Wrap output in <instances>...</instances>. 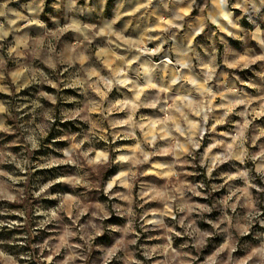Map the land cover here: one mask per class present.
Instances as JSON below:
<instances>
[{"label": "rangeland", "instance_id": "374dc122", "mask_svg": "<svg viewBox=\"0 0 264 264\" xmlns=\"http://www.w3.org/2000/svg\"><path fill=\"white\" fill-rule=\"evenodd\" d=\"M187 1L189 0H151L149 4L148 0H138V10L129 11L126 10V6H121L118 0H82L93 9V13L84 18L85 23L91 28V38L76 40L72 39L71 33L61 31L63 24L54 25L52 17L61 16L51 6L54 0H42L38 9L33 12H38L39 17L50 27L48 32L34 35V44L38 41H43V43L35 48L33 55L29 57L28 63L31 67L21 68L12 60H8L5 66H0V71H4L6 75L11 72H26L29 75V80L26 81L27 86L19 92L16 91L11 76L3 81L11 88L13 94L7 95L0 92V100L10 102L12 106L11 116L4 117L11 131L0 132V172L9 175L21 174L14 163L7 162L11 159L9 154L16 156L17 159L27 158L35 166L51 158L64 159L63 150L81 140L85 141L84 149L106 150L111 152L113 157L116 155L113 150L127 149L137 143V139L118 138L117 134L128 131L127 126L111 127V122L127 118L129 114L127 110L107 111L103 114L100 110L89 111L91 107L88 102L89 98L98 102L102 109L109 110L119 101L132 98L133 94L128 88H114L107 91L101 84L95 89L89 88L85 96L80 89L65 86L68 77L63 68L57 65V70L53 71L49 67L57 60L74 57L76 50L83 47L88 57L86 66L95 68L102 76L110 77L111 73L107 65L109 62L117 63L113 53L125 54L124 48H119L121 41H118L112 33L128 39L129 25L133 23L134 14H137L138 24H140L137 30H141V40L147 42L148 47H156L163 41L165 50L168 51L172 47L170 36L177 33V40L181 44L191 42L205 64L215 69V78L212 81L214 90L223 91L224 86L227 85L228 88H234L246 94V98L251 101L248 107L250 114L247 116L251 124L246 132L245 147L250 154L259 152L261 146H264V135H259L260 131L264 130V60L254 58L264 55L257 46V41L264 43V37L259 33H253V25L245 16L239 20L244 30L236 32L233 36L223 34L214 26L209 25L201 35L195 36L190 41V26H195L197 21L203 20L212 8V0H197L199 7L192 8L188 7ZM236 2L237 0H230V4ZM141 5H147V7H140ZM171 5L183 8L180 9L179 15L170 10ZM19 8L25 16L30 14L29 11H26L27 13L24 11V5ZM241 15L242 13L236 10V16L239 18ZM176 16H183V21L174 20ZM170 21L183 23V30L170 29ZM260 22L264 23V17H261ZM148 24L155 30L149 31L144 27ZM31 31L35 34L37 30L32 28ZM148 38L154 39L149 41ZM102 43L116 48L107 58L98 56L97 48L102 47ZM49 48L51 51H48ZM0 55L7 58L6 47L5 50H0ZM249 60L253 62L248 63L246 67L242 66ZM232 64L238 66L230 67L229 65ZM46 79L54 82L57 87H52L51 84L45 82ZM41 92L47 93L52 99L40 96ZM152 95H154L153 92L144 93L141 101H144V96ZM231 98L229 96L225 101L217 98L214 104L221 105ZM32 101L42 106L36 109L35 115L31 110ZM24 104L29 107L21 112L15 110L17 105ZM77 110L80 115L74 119L71 118V114ZM244 110V106L237 107L222 123L209 121V127L213 123L216 124L215 131L205 135L194 159L186 157L188 162L178 167L177 170L182 173L178 178L165 180L155 174L138 175L132 190L133 209L137 223L133 231L127 234L124 232L127 217L118 216L113 207L114 205L127 207V202L110 198L105 194L107 182L126 168V165L113 163L98 166L95 169L88 167L80 169L71 164L61 163L50 169L34 170L33 167L29 168L28 182L14 186L11 185L7 176H0V181L8 185L9 190L17 196L15 202L0 199V222H3V226H0V241L3 244L0 247L8 249L16 256L31 253L33 258L27 264H41L42 258L47 257L53 258V264H63L68 256V250L58 247L61 244L60 237L71 233L66 237L69 244H84L81 239V230L89 229L91 224H100L103 226V234L92 240L90 246L83 248L84 259L76 260L75 264H136L137 261H141L142 264H154L155 261L164 259V256L153 253V259L147 260L145 250L151 251L156 246L165 245L168 236H171L173 247L187 253L185 258L187 264H233V262L244 264L253 250L264 241V227H261L258 222L249 226L247 221V216L252 211L258 210L264 213V180L256 176L255 165L251 160H246L245 164L234 160L223 163L213 171L211 179L207 176V165L202 167L200 162L202 154L215 140H225V133L234 135L237 125H243L245 117L237 113ZM48 111L53 114L54 123L48 124L44 119L43 114ZM223 111V108H218L213 115L220 117ZM135 115L139 121L142 116L155 118L161 114L156 109L141 107ZM40 124L45 125L47 134L40 140L39 149L31 151L25 144V133L21 125L35 127ZM255 136H259V139L253 144ZM136 137L143 139L139 128L136 129ZM222 151H224L223 147L212 149L213 154ZM171 159L170 156L157 155L153 157V162L168 163ZM149 168L150 165H142L137 172H145ZM245 168L253 169L251 174L255 179L252 183L256 187L246 186L242 179L225 180V177ZM81 176L88 181L89 187L75 184V180ZM57 180L60 182L54 183L39 198L32 195L43 185ZM180 183L204 185L203 188L198 189L202 195L188 194L190 197L188 203L207 205L211 211L179 212L174 207L175 219L165 217V228L155 231L141 228L138 222L140 215L152 209L164 207L163 201L144 202L140 200L138 193L141 185L163 189L166 186L171 187ZM17 189H23V192L16 191ZM238 189L240 191H237ZM117 191H123V189L118 187L113 189V192ZM244 192L247 196L243 195ZM67 196L77 198L79 211L76 201L65 203L64 198ZM224 202L230 207L225 208ZM62 205H64L63 208H61ZM55 209H59V218L44 229H38L37 223L47 217L36 213H48ZM17 212H22L24 215H17ZM105 216L108 218L105 219ZM259 219L264 220V215H261ZM11 221H18L23 227L10 228L8 223ZM190 226L210 234L205 244L199 249L191 247L192 240L187 235V232L191 230ZM148 227L151 228V226ZM245 232L248 234H243ZM24 236L28 238L23 240ZM113 248H119L120 251L109 257L108 252ZM21 264L25 262L21 261ZM69 264L73 262L70 261Z\"/></svg>", "mask_w": 264, "mask_h": 264}, {"label": "clouds", "instance_id": "9594fccd", "mask_svg": "<svg viewBox=\"0 0 264 264\" xmlns=\"http://www.w3.org/2000/svg\"><path fill=\"white\" fill-rule=\"evenodd\" d=\"M149 4L151 0H148ZM52 8L58 11L61 16L52 17L54 25H64L61 31L64 33H71L72 39L88 40L90 39L91 28L85 23V17L93 13V9L88 7L82 0H54ZM140 7H147L141 5ZM188 7H199L197 0H189ZM236 10L242 13L241 17L236 16ZM12 18H9V17ZM248 17L249 22L253 25V33H259L264 37V23H261V17H264V0H237L236 3L230 4V0H212V8L208 11L203 20L195 23L191 27L190 41L195 36L201 35L209 26H214L221 33L233 36L236 32L243 31L239 24V20L243 17ZM0 17H4L7 24L0 23V50H5L6 56L0 55V66H5L8 60H12L18 65H23L30 68L28 63L29 57L33 55L35 48H38L43 41L35 42L34 35H39L43 32L49 31V24L39 17L38 12H33L28 16L17 13L8 8V0L0 4ZM183 16H176L174 20L183 21ZM35 28V34L31 31ZM170 29L183 30V23L169 22ZM26 29H28L26 31ZM155 29H149L154 31ZM168 31V29H165ZM103 34V33H99ZM116 36L118 41H122L124 47V55H117L113 53L114 62H109L107 65L110 77H105L100 74L95 68L87 67L86 63L88 57L85 55L86 49L83 47L76 50V55L67 60H57L51 63L49 67L57 70V65L64 69L67 73L65 86L73 89H80L82 94L87 96L89 88H97L103 84L107 91L114 88H128L132 92L131 99H124L109 110L101 108V105L94 99L89 98L88 102L91 105L89 111L100 110L102 114L107 111H125L129 112L126 119H121L111 122L112 128H119L127 126L128 131L119 133L118 138L137 139L134 146L127 149L113 150L116 155L113 157L112 153L106 150H96L93 148L84 149L85 141L81 140L75 142L71 147L63 150L62 160L55 158L44 160L43 163H37L33 166L29 159H17L16 156H11L10 163H14L20 175H9L8 173L0 172V176H7L11 181V185L28 182L29 168L35 169H50L56 167L58 164L66 163L76 166L77 168H93L98 166H105L109 164H117L127 166L117 173L115 177L109 180L105 186V194L110 198H116L127 202V207L121 205H114V210L118 216L127 217V224L124 227L125 234L133 231L137 223L136 213L133 209L134 198L132 190L137 181L138 175L155 174L165 180L178 178L182 173L177 169L182 167L188 161L186 157L195 158L196 152L201 148V142L205 135L215 131L216 124L213 123L209 127V121L214 120L216 123L224 122L228 115L234 112L239 106H244V111L237 113L244 116L245 121L243 125H237L235 134L225 133V140H215L209 148L201 156V166L207 165V176L212 178L213 171L223 163L228 161H238L240 164H245L246 160H251L255 165L254 171L256 176L264 180V146H261L260 151L255 154H250L245 147L247 141L246 132L251 124L247 119L250 114L248 107L251 103L246 98V94L234 88L224 86L223 91L214 90L212 81L215 78V69L206 65L200 54L195 51L191 42L181 44L177 40V33L170 36L172 47L166 51L164 42L161 41L156 47H148V43L141 41H128L122 36L112 33ZM149 41L154 38H148ZM120 46V45H118ZM257 46L262 53H264V43L257 41ZM48 51H51L49 48ZM254 59L264 60V55L255 57ZM253 62L249 60L242 66L246 67L248 63ZM78 65V67H77ZM236 67L237 64L229 65ZM8 76H11L12 83L16 87V91H22L27 86L26 81L29 80V75L23 72H11L5 74L0 71V92L12 95V90L9 86L3 83ZM23 77V79H22ZM51 84L52 87L57 85L51 80H45ZM251 86V85H249ZM146 92H153L152 96H144V101H141V96ZM40 96L47 99H52L47 93L41 92ZM231 96L230 100L221 105H215L214 100L219 98L225 101L227 97ZM29 105H17L16 111L21 112ZM42 107L38 102H31V110L33 115L36 109ZM141 107H150L156 109L160 116L155 118L140 117L139 121L136 119V112ZM218 108H223V114L220 117L214 116V112ZM12 106L10 102L0 100V132H9L11 128L7 125L4 119L6 116H11ZM44 119L48 124L54 123L53 114L48 111L44 114ZM79 110L71 114V118L79 116ZM145 121H147L145 123ZM26 146L31 151H36L40 147V140L47 134L44 124L32 126L21 125ZM139 128L143 134V139L136 137V129ZM259 135H264V130H261ZM183 138L182 140L179 138ZM259 139V136L253 137V144ZM227 141H231L230 143ZM90 142V141H89ZM223 147L224 151L213 154L212 149ZM157 155L170 156L172 159L168 163L153 162V157ZM42 160L44 158H41ZM142 165H150V168L145 172H137V169ZM253 169L245 168L238 170L235 174L225 177V180L242 179L246 186L256 187L252 183L255 177L252 176ZM60 182L50 181L48 184L40 187L39 191H34L32 195L39 198L46 190L54 183ZM76 185H83L89 187L88 181L83 177H78L75 180ZM123 189V191L113 192L114 188ZM204 185H190L180 183L165 187L163 189L154 186L141 185V190L138 193L140 200L147 202L150 200L163 201L164 207L162 209H152L139 216V226L144 230L155 231L157 229L165 228V217H172L173 208L175 207L179 212H207L211 209L207 205L190 204L189 193L191 195H202L198 190ZM16 191L23 192V189ZM237 191H240L239 189ZM243 195L247 196L244 192ZM0 199L15 202L17 196L13 191L9 190V186L0 181ZM65 203L76 201L77 210L79 211V202L76 197L67 196L64 198ZM179 201V203H177ZM225 208L230 207L226 202ZM64 205L61 206L63 208ZM59 209L51 210L48 213L37 212V215H45L47 218L37 223L38 229H44L48 224L57 220ZM234 211V209H233ZM17 215L23 216L24 213L17 212ZM264 213L258 210L252 211L247 216L249 226L254 222H258L261 227H264V220L259 219ZM108 218L107 216L104 217ZM26 219V218H25ZM181 220V224H183ZM3 226V222H0ZM148 226H151L149 229ZM8 227H23L18 221H11ZM187 235L191 237V247L199 249L205 244L206 238L210 235L207 232H201L199 229L191 227ZM118 230V229H113ZM35 229L33 232L35 233ZM169 231H171L169 229ZM227 231V229H225ZM103 234V226L100 224H91L87 230H81V239L84 244L71 245L67 242V235L60 237L61 244L58 247H64L68 250V256L63 264H69L76 260H83V248L90 246L92 240L97 236ZM248 234V233H243ZM138 235V233H137ZM180 235V233H176ZM28 237L24 236L22 239L26 240ZM135 243V241H132ZM3 242L0 241V245ZM119 248H113L108 252V256H114ZM153 253L163 255L164 259L157 260L154 264H187V253L178 251L173 247L171 236H168L165 245L154 247L151 251L145 250V258L147 260L153 259ZM31 253H24L16 256L8 249L0 247V264H21L24 261L27 264L32 260ZM41 264H53V258H42ZM136 264H142L137 261ZM235 264V262H233ZM244 264H264V241H262L257 248L247 257Z\"/></svg>", "mask_w": 264, "mask_h": 264}, {"label": "crops", "instance_id": "0c3cea01", "mask_svg": "<svg viewBox=\"0 0 264 264\" xmlns=\"http://www.w3.org/2000/svg\"><path fill=\"white\" fill-rule=\"evenodd\" d=\"M22 1L23 0H8V8L14 10L17 13H21L20 12L21 10H20L19 7H23V5H24V9H25L24 11L25 12L26 11H29V13L31 14V13H33V11H35V10L38 9L39 4H40V2L42 0H26L25 2H22ZM4 2H5V0H0V4H3ZM188 2L189 1H187V3ZM118 3L121 6H126V10H129V11L138 10V5H139L138 0H118ZM180 9H183V8L176 7V6H173V5L170 6V10L173 11V12H175V14H178V15H179ZM23 15H24V13H23ZM136 15L137 14H134L133 17H132L133 18V23L131 25H129V31H128V34L129 35H128V39L126 38L128 41H132V42L141 41V39H142L141 38V35H140L141 30H137L140 24H138V17ZM9 18H12V17L10 16ZM0 23H6L7 24V21L5 20L4 17H0ZM144 27L147 28V29H152V26H150L149 24L147 26H144ZM27 30L28 29H26V31ZM106 37L110 38L109 36H106ZM102 45H103V43H102ZM120 45L121 46L119 48H121V49H123L124 47H126L125 45H123V42L122 41L120 42ZM97 49H98L97 50L98 56L100 58H107V56L110 53H112L113 50H116V48H114L110 44L103 45L102 47L99 46ZM20 67L21 68H26L23 65H20Z\"/></svg>", "mask_w": 264, "mask_h": 264}]
</instances>
